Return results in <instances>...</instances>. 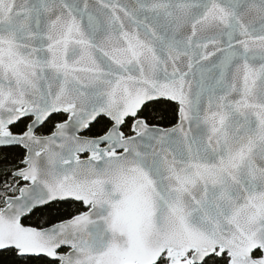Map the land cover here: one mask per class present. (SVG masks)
Wrapping results in <instances>:
<instances>
[{"label":"snow or ice","instance_id":"snow-or-ice-1","mask_svg":"<svg viewBox=\"0 0 264 264\" xmlns=\"http://www.w3.org/2000/svg\"><path fill=\"white\" fill-rule=\"evenodd\" d=\"M0 264H264V0H0Z\"/></svg>","mask_w":264,"mask_h":264}]
</instances>
